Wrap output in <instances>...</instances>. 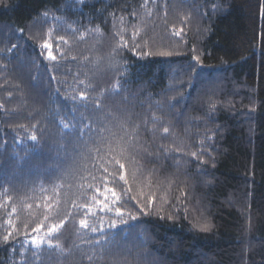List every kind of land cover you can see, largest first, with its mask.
I'll return each instance as SVG.
<instances>
[{
    "label": "trees",
    "instance_id": "16d2710c",
    "mask_svg": "<svg viewBox=\"0 0 264 264\" xmlns=\"http://www.w3.org/2000/svg\"><path fill=\"white\" fill-rule=\"evenodd\" d=\"M0 264H264V0H0Z\"/></svg>",
    "mask_w": 264,
    "mask_h": 264
},
{
    "label": "snow or ice",
    "instance_id": "6c2138e0",
    "mask_svg": "<svg viewBox=\"0 0 264 264\" xmlns=\"http://www.w3.org/2000/svg\"><path fill=\"white\" fill-rule=\"evenodd\" d=\"M45 47H46V48H51V46L48 45V44H45ZM48 56H49L50 58H53V59H54L53 53H52L51 51L48 52ZM116 211H117V212H120L121 209L118 208V209H116ZM80 224H81V225H85V221H84V220H81V221H80ZM54 228H55V226L53 225L52 228L49 229V231L51 232ZM35 239H36V238L33 237V240H35Z\"/></svg>",
    "mask_w": 264,
    "mask_h": 264
}]
</instances>
